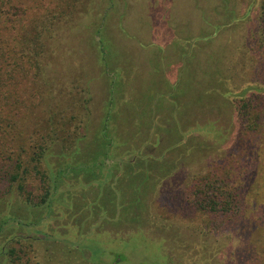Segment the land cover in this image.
Instances as JSON below:
<instances>
[{
	"label": "rangeland",
	"instance_id": "1",
	"mask_svg": "<svg viewBox=\"0 0 264 264\" xmlns=\"http://www.w3.org/2000/svg\"><path fill=\"white\" fill-rule=\"evenodd\" d=\"M46 1L26 22L36 16L44 44L41 102L27 114L16 95L4 99L0 91V107L10 102L18 124L12 135L22 145L32 123L46 120V101L66 117L65 105L75 103L91 121L77 131L78 159L94 155L95 125L111 110L112 135L126 142L115 155L135 159L140 149L169 162L165 170L161 160L139 163L137 174L150 173L145 197L137 202L128 184L123 198L131 206L103 213L97 204L93 213L82 209L95 187L67 193V186L58 200L80 209L57 206L61 212L47 222L43 182L31 171L30 204L15 188L0 197V222L7 211L4 219L10 212L28 228L0 232V264L9 247L25 264H264L262 0H78L71 15L60 13L67 5ZM13 62L0 65V81ZM4 148L0 143V180L11 164ZM74 178L70 187L78 185ZM136 211L140 219L131 220Z\"/></svg>",
	"mask_w": 264,
	"mask_h": 264
},
{
	"label": "trees",
	"instance_id": "2",
	"mask_svg": "<svg viewBox=\"0 0 264 264\" xmlns=\"http://www.w3.org/2000/svg\"><path fill=\"white\" fill-rule=\"evenodd\" d=\"M46 2V0H0V65L6 63L7 66H10L11 64L8 61L11 59L14 61L12 69L4 70L3 80L0 81V91L1 88L5 89L6 98L4 99L16 95L17 107L19 109L24 108V113L27 114L31 105H35V96L41 88L36 84L41 81L42 66L39 52L44 44L39 39L38 22L32 24L36 16H32L30 23L26 22L29 13L32 11L31 9L37 6L35 13L38 14L47 5ZM77 2L78 0H50L48 3L54 5L55 8L59 4L67 5L65 6L66 9L60 10V13L71 15L76 5H78ZM258 22L262 42L264 41V0L260 5ZM101 54L103 58L104 51L101 50ZM16 74H18V78H15L14 75ZM15 79H18L23 86L11 85L10 81ZM36 100L39 101L40 99L37 98ZM12 107V104L8 101L0 107V121L3 125L0 127V133H3L4 136L0 139L2 141L0 143L2 148L5 147L3 151L9 153L8 162L11 163L7 168V172L1 176L0 197L13 193L12 189L15 188L16 192L18 194L20 192L24 197V203L30 204L32 199L30 193L26 191L25 181L29 178L31 171H34L36 176H40L43 182L44 194L43 198L40 199L41 201H39L41 204L46 203V222L53 219V215L60 211L57 206H64L68 209H72L73 206L75 210L80 209L77 203H72L73 201L67 203L65 196L62 201L58 200L65 193L64 189L67 186H69L67 193L70 189L78 187L85 190L95 187L94 198L92 200L84 198L82 203L83 211L89 214L93 213L92 207L96 204L98 205L97 210L101 213L106 212L110 205L111 207L114 206V209H119L118 205L121 202L124 205L131 206L130 200L123 198L130 191L128 184H132V187L135 186L137 191L132 189L130 192L134 194L137 202H140L145 197L142 188H145L144 183L149 180L150 173L149 169L145 168L141 174H137L138 171H135L136 166L139 163L147 165L151 161L155 164V162L161 160V167L165 170L169 162L168 159H163L166 158L163 153L159 154L158 158L147 157L140 152V149L134 151L135 159L128 160L120 154L115 155L116 152L113 150L122 148L126 145V142L121 134L112 135L114 128L116 131L117 129L116 123L113 124L115 121L113 122L110 117L111 110L95 125L100 132V136H96V140H99V142L94 155H90L83 160L78 159L80 155L78 143L83 137L79 136L77 131L81 128L84 129V127L87 130L91 121L88 118L84 120V114L81 117L75 103L65 105L64 111L69 113V116L66 117L60 116L62 111L55 112L52 104L46 101V120L43 123L40 120L33 122L32 127H30L31 136L23 141L21 145L17 141L19 140L17 135H12L14 132L19 134L18 124L11 118L13 115ZM69 148L71 149L68 151ZM64 149L66 150L64 151ZM53 157L56 158V162L51 161ZM115 157L120 159L113 161L111 165L106 164L105 160ZM126 166L132 167L128 170L124 169ZM71 174L72 177L75 174L74 180H78L77 186L70 187L71 184H68L69 180H72ZM6 212L1 213L0 232L4 231L5 228L15 226H22L24 230L28 229L24 225L25 222L13 216L10 212L7 214L8 217L4 219ZM139 219L140 216L136 211L131 220ZM1 255H3L2 257L5 258L7 264H25L15 248L9 247Z\"/></svg>",
	"mask_w": 264,
	"mask_h": 264
}]
</instances>
